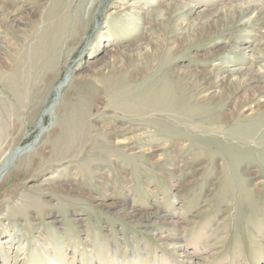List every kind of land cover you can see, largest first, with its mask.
Instances as JSON below:
<instances>
[{
    "label": "rangeland",
    "instance_id": "374dc122",
    "mask_svg": "<svg viewBox=\"0 0 264 264\" xmlns=\"http://www.w3.org/2000/svg\"><path fill=\"white\" fill-rule=\"evenodd\" d=\"M263 32L264 0H0V264H264ZM166 76L222 131L130 110Z\"/></svg>",
    "mask_w": 264,
    "mask_h": 264
},
{
    "label": "bare ground",
    "instance_id": "6f19581e",
    "mask_svg": "<svg viewBox=\"0 0 264 264\" xmlns=\"http://www.w3.org/2000/svg\"><path fill=\"white\" fill-rule=\"evenodd\" d=\"M18 1V0H17ZM9 2H10V0H9ZM6 6V5H5ZM4 7V6H3ZM14 8V7H13ZM132 8H134V7H132ZM176 17V16H175ZM182 18H186V19H182ZM216 18V17H215ZM235 17H233L232 19H234ZM181 19H182V21H181V23L179 24V27H176L175 29H176V32L177 31H180V35H181V33H182V31L183 32H187L188 31V25H187V22H186V20H187V15L185 14V15H183L182 17H181ZM223 20H228V17H226V19H225V17L223 18ZM201 21V20H200ZM199 24V23H198ZM198 24H196L195 23V26L194 27H196ZM201 25V24H200ZM202 25H204V24H202ZM202 25H201V27H202ZM213 25V24H212ZM198 27V26H197ZM200 27V28H201ZM214 27V26H213ZM191 28V27H190ZM199 28V29H200ZM205 28H206V26H205ZM204 28V29H205ZM194 29V28H193ZM193 29H192V31H193ZM196 29V28H195ZM190 31V30H189ZM196 31V30H195ZM201 31V30H200ZM191 34V33H190ZM197 34V33H196ZM205 35V34H204ZM262 35V34H261ZM263 36H264V32H263ZM183 37H184V35H183ZM247 38V37H246ZM155 39V38H154ZM177 39V38H176ZM237 40H239V39H241V38H236ZM235 39V41H234V43H236L237 42V40ZM152 40V39H151ZM158 40V39H157ZM196 40V39H195ZM154 41V40H153ZM173 41H175V39L173 40ZM162 42V41H161ZM176 42V41H175ZM263 42V40H260V43H262ZM144 44H145V42H143ZM143 44V45H144ZM141 46H142V44H139L138 45V47L136 48V50H140L141 49ZM145 46V45H144ZM146 46H147V44H146ZM179 46V45H178ZM152 50H153V48H152ZM148 51H150V49L148 50ZM134 52V51H133ZM168 52L170 53L171 52V50H168ZM145 53V52H144ZM137 54H138V57H140V67L142 66V68H145L146 67V64L148 63V61H147V58L145 59V57H143V54H140V53H138L137 52ZM153 54V53H152ZM137 57V56H136ZM135 57V58H136ZM131 58V57H130ZM152 58V57H151ZM149 59V58H148ZM127 60V59H126ZM138 62V61H137ZM232 61L231 60H225V62H224V65L225 64H229V63H231ZM131 63H129V66H131L130 65ZM138 63H136V65H137ZM222 65V64H221ZM126 66H127V64H126ZM123 67V66H122ZM139 67V68H140ZM141 68V69H142ZM113 69V68H112ZM115 69V68H114ZM117 69V68H116ZM119 69V68H118ZM135 69V68H134ZM226 69V66H223V68H216V70L217 71H224ZM135 72H136V70H135ZM257 72L259 73V74H261L262 72L264 73V71L263 70H257ZM116 73H117V71H116ZM178 73V72H177ZM133 74V73H132ZM178 74H180V75H178L179 76V78H182L183 79V75L181 74V73H178ZM120 74H117L116 76H114V78L116 79H114L115 80V82L117 81H119L120 80V78L121 77H125V75L124 74H122L121 75V77L119 76ZM131 75V74H130ZM136 75H138V74H136ZM186 76H190V73L189 72H187L186 74H185ZM185 75H184V77H185ZM192 76V75H191ZM134 77V76H133ZM164 77V76H163ZM193 77V76H192ZM192 77H191V79H192ZM246 77V76H245ZM166 78V81L165 82H162V80L163 79H161V80H159L157 83L155 82V81H153V84L154 85H151L152 87L150 88V89H148V90H146L145 91V93L144 92H142V93H139V94H135L134 95V97H131V98H128V100H131V99H133V100H139L140 98V96L141 95H143V96H145V95H147V98H146V100H148V101H151V103L150 104H142V103H139V102H137V103H135L134 105H133V107H131L130 108V110H132L133 112H136V113H138L139 111H145V109H151V108H154V110H156V111H162V109H164V110H170V112H172V113H174V114H176V115H178V116H181L182 117V119L186 122V123H188L189 125H191V127H193L192 128V130H195L197 127L199 128V127H201L202 126V124H208L207 126L208 127H210V128H213L214 130H216V131H222V126H218L217 124H222V118H220L219 116H217V115H213V114H210L212 111H214V109H216V104H218L219 105V107L221 106V102H223V99H225V98H229V96L228 95H226V94H223V92H224V90L223 91H221L218 95H220V96H218V97H216L215 96V99L213 100V101H210L211 99H212V97L213 96H209V95H204V96H200V97H194L193 95H191V96H189V97H187V96H185V94H186V92H184L183 90H178V89H175L174 90V92L175 91H177L178 90V92H179V94L181 95H179L180 97L179 98H174L173 96H172V92H173V90H172V87H170L169 86V84H168V82H169V79H168V77L166 76L165 77ZM203 78V77H202ZM236 78V77H235ZM68 79H69V74L68 75H66L65 76V79L57 86V91H61V89L66 85V83L68 82ZM177 79H178V77H177ZM125 80V79H124ZM185 80V79H184ZM203 80V79H202ZM243 80V79H242ZM192 81V80H191ZM201 81V80H200ZM245 81V80H244ZM248 81V80H247ZM160 82H162V84L160 85L159 83ZM194 82V81H193ZM195 82H196V80H195ZM192 83V82H191ZM118 85H119V82L117 83ZM233 85V84H232ZM234 85H237V83L235 84L234 83ZM241 85V84H240ZM122 86V85H121ZM124 86V85H123ZM121 88H123V87H121ZM154 88V89H153ZM240 88V87H239ZM124 89H126V88H124ZM260 89V88H259ZM174 92H173V94H174ZM226 93V92H225ZM260 94V96L259 97H262V101H264V89L262 88V90H261V92L259 93ZM137 95H139V96H137ZM224 95H226V96H224ZM246 95V94H245ZM244 95V96H245ZM249 95V94H248ZM247 96V95H246ZM254 96H257V94H255V93H253L252 94V97H254ZM248 97V96H247ZM247 99H249V98H247ZM243 100V99H242ZM195 101V103H198L199 104V107H197L195 110H192V109H190V107L193 105V102ZM249 101V100H248ZM242 101H240L239 100V103H241ZM231 103V102H230ZM206 104H208V105H214V108L212 109H210V110H205V108H204V105H206ZM232 104L234 105V109L230 112V114H229V117L228 118H234L235 119V117H236V120L235 121H238V120H241V119H244V117H247V115L248 116H252L254 113H256V111L259 109L258 108V106L257 105H254L252 102H250V104H249V112H248V114L247 115H243V112H241V111H239V108H240V106H238L236 103H233L232 102ZM131 105V106H132ZM264 105V104H263ZM126 108V107H125ZM128 108V107H127ZM218 108V107H217ZM147 111V110H146ZM191 123H194L193 125L194 126H192V124ZM217 125V126H216ZM205 126V125H204ZM240 127L241 125H237V127ZM238 127V128H239ZM248 135H242V136H238V138H243V139H246V137H247ZM249 136H251V135H249ZM253 137V136H252ZM249 139V138H248ZM237 140V139H236ZM8 158L4 161V163L2 164V166H1V168H0V173L1 172H3L4 170H5V168H6V166H7V163L9 162V159H11V158H9V155L7 156ZM2 174V173H1ZM49 260H50V262H51V264H58V263H56L54 260H52L51 258H49Z\"/></svg>",
    "mask_w": 264,
    "mask_h": 264
}]
</instances>
